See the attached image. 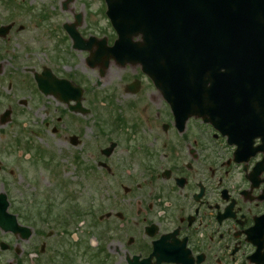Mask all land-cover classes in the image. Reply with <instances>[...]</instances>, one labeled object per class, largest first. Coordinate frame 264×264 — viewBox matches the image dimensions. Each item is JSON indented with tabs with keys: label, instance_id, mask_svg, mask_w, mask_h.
Here are the masks:
<instances>
[{
	"label": "flooded vegetation",
	"instance_id": "obj_1",
	"mask_svg": "<svg viewBox=\"0 0 264 264\" xmlns=\"http://www.w3.org/2000/svg\"><path fill=\"white\" fill-rule=\"evenodd\" d=\"M34 1L0 0V159L12 142L44 157L48 136L46 170L64 184L35 214L21 198L30 234L3 249L9 264H264V105L242 122L175 114L137 62L110 53L103 6Z\"/></svg>",
	"mask_w": 264,
	"mask_h": 264
},
{
	"label": "water",
	"instance_id": "obj_2",
	"mask_svg": "<svg viewBox=\"0 0 264 264\" xmlns=\"http://www.w3.org/2000/svg\"><path fill=\"white\" fill-rule=\"evenodd\" d=\"M105 2L119 44L129 48L124 52L156 82L173 111L203 117L215 107L239 113L240 105L233 104L248 98L246 89L264 98V0ZM135 36L140 39L133 41ZM7 204L0 192V228L27 236L29 228L16 222Z\"/></svg>",
	"mask_w": 264,
	"mask_h": 264
},
{
	"label": "rangeland",
	"instance_id": "obj_3",
	"mask_svg": "<svg viewBox=\"0 0 264 264\" xmlns=\"http://www.w3.org/2000/svg\"><path fill=\"white\" fill-rule=\"evenodd\" d=\"M43 0H35L33 4L38 6ZM93 5L92 7L95 9L98 5L103 6V9H105L104 2L102 0H92ZM83 3L82 0H75L74 4H76L77 7H80V3ZM109 29V28H108ZM20 127L14 128L13 131H17L20 133ZM27 133L23 134V137H21L19 140H26ZM17 138V137H16ZM46 143L42 150H44V157L39 153L38 151L33 153L30 152L28 155L29 158L25 157L24 151L21 152V156L17 154V149L20 148L21 143L12 142L14 145V148L10 147V149H6L5 152L9 151L10 154H6L3 158L0 159L2 165L4 168L0 170V188H2L4 191H7L10 193L9 199H11V202L15 204L14 209L19 208V202L21 198L23 199H29L32 200L29 202L28 206H31L32 213L35 214V211L38 210V207L35 208V205H32L35 199L37 198L40 200L42 197L48 196V190L51 189V185L57 186L58 182L61 180V175L54 174V175H48V172L46 170V164L45 162L51 163L54 166L57 165L56 161H49L46 160V158L49 156L50 152V145L51 141L50 138L47 136ZM40 147H37V150H39ZM37 155L36 157H34ZM26 174L29 176V179L36 184V190H32L28 187L22 186L23 183L20 181V176L22 174ZM60 183V182H59ZM89 185V191L87 193V198H91V195H93L96 184L92 181L88 182ZM35 208V209H34ZM12 210V209H11ZM19 222L24 224L20 218H18ZM34 235L33 238H36V234H38L40 230V226L32 227ZM31 236V237H32ZM30 237V238H31ZM32 239V238H31ZM0 241H4L8 245H10V249H13L14 247H24L27 245L26 241H23L19 237H16L12 233L3 232L0 230ZM33 241V240H32ZM13 253L10 250H1L0 249V264H9L13 263L11 258H13Z\"/></svg>",
	"mask_w": 264,
	"mask_h": 264
}]
</instances>
